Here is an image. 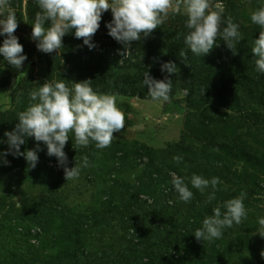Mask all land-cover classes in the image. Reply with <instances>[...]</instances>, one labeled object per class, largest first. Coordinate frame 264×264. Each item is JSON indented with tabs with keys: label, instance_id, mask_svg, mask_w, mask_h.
Wrapping results in <instances>:
<instances>
[{
	"label": "rangeland",
	"instance_id": "obj_1",
	"mask_svg": "<svg viewBox=\"0 0 264 264\" xmlns=\"http://www.w3.org/2000/svg\"><path fill=\"white\" fill-rule=\"evenodd\" d=\"M209 2L211 10H222L224 19L230 16L239 25L242 39L234 48L235 54L222 39L217 38L218 46L211 51L216 54L225 51V54H215L202 62H195L192 71L179 74V82L168 102L116 96L117 106L125 113V127L113 134L112 143L121 141L130 150H134L130 144L144 148L138 150L133 158H126L124 169L115 180L120 179L118 185L128 187L126 190L116 189L114 199L107 193L100 199L98 189L101 184L97 187L96 177L89 174L94 169L90 157L88 166L81 167L78 178L62 180L60 174L65 177L63 167L57 159L46 160L47 148L42 152L44 144L39 142L38 159H43L46 170L60 175L61 180L55 178V182H44L47 176L44 174L34 183L29 173L17 172L16 176L20 177H15L17 186H10L5 181L3 168L14 171L8 165L13 166L7 158L11 154L0 156V264H57L56 256L62 264H205L207 257L211 264H264L260 255L264 251V238L258 234V220L264 218V73L256 71L251 51L260 31L259 26L252 23L251 15L264 4V0ZM10 6L18 20L14 35L23 46L22 55L25 53L29 58L18 70L0 55V80H10V85L0 88V115L25 108L21 99L20 104L19 100L13 104L9 101L13 82L21 73H26V76H21V94L26 93L28 100L29 93L42 86L45 77V66L36 65L45 53L37 49V42L32 39L35 15L41 11L37 0H10ZM7 12V8H0V19L5 18ZM186 19L183 9L175 14L169 10V18L162 25L164 36L174 32ZM101 20L110 22L111 10L103 13ZM74 33L75 29L67 35L75 36ZM4 39L6 36H0V46H3ZM92 39L105 45L114 42L103 22H100ZM242 45L246 47L244 55L240 54ZM180 49L186 56L195 58L190 49L184 46ZM226 49L231 51L230 54ZM73 54L80 62L88 59L85 52L75 50ZM131 54V62L142 60L138 52L130 49L126 56L119 58L118 66H123ZM227 55L231 58L225 62ZM239 56L244 60H237ZM193 71L198 75L190 80ZM72 78L70 82L84 81ZM24 81H29L30 86L23 87ZM189 92L194 93L192 101H208L199 112L187 108ZM5 132L10 131L0 130V141H3L0 153L9 152ZM69 138L63 151L68 155L67 167L72 168L75 163L82 165L84 157L72 158V155L76 150L84 151V148L76 146L73 152V133H69ZM179 144L189 148L186 149V161L178 151L176 145ZM23 147L25 151L33 150L37 142L29 137L20 146L21 149ZM175 156H181L182 162L174 161ZM171 172L187 178L185 182L194 194L190 202L180 201L171 184ZM193 174L208 180L219 178L215 200L207 202L213 191L211 187L203 194L192 188L190 178ZM138 184L141 192L137 193L135 200L140 208L125 206L123 201L120 202L122 197L119 194L135 198L130 189ZM10 189L12 194L8 193ZM241 192L247 194L243 200L246 219L223 229L220 239L198 241L194 233L202 227L204 218L213 214L214 207L240 196ZM2 197L6 198L3 204ZM44 198H50L51 202L46 203ZM51 211L57 220L48 225L41 224L39 220ZM95 220L100 223L98 228L91 226ZM64 222L72 231L77 228L81 231L79 244L72 238L66 240L68 234ZM60 249L65 252L62 257ZM75 250L77 259L67 263V255ZM120 255L125 259L119 258ZM102 258L105 262L100 260Z\"/></svg>",
	"mask_w": 264,
	"mask_h": 264
},
{
	"label": "clouds",
	"instance_id": "obj_2",
	"mask_svg": "<svg viewBox=\"0 0 264 264\" xmlns=\"http://www.w3.org/2000/svg\"><path fill=\"white\" fill-rule=\"evenodd\" d=\"M37 4L41 11L35 15L32 39L37 42V49L46 54L58 51L62 47V38L73 29L75 38H83V43L90 49L94 47L90 42L100 27L102 14L109 10L112 20L106 24L108 35L124 46L121 53L124 56L129 53L133 42L150 37L169 18V10L174 14L180 13L181 9L185 11L188 32L184 36V43L195 55H207L218 46L217 38H221L234 53L236 44L242 39L239 25L230 16L224 19L222 10H211L209 0H37ZM0 8L8 9L6 17L0 19V36H6L3 46H0V55L19 70L27 57L22 55L23 46L14 35L18 20L11 9L10 0H0ZM251 21L260 28L259 38L253 41L251 51L256 71L264 73V4L252 13ZM46 22H50L47 27ZM180 55L185 57V52L181 51ZM161 71L171 76L179 70L174 63L168 62L162 65ZM21 76H26V73H21L13 86ZM91 84V80L67 83L65 80H46L42 86L32 90L29 93L31 103L24 111L17 113L18 123L14 130L4 133L9 152L0 153V156H23L30 167L35 168L37 152L41 150L39 142H43L47 155L56 157L63 167L66 181L78 178L81 167L88 166V158H83L82 165L75 163V167H67L68 158L63 149L70 139L69 133L74 135L75 146L87 147L94 142L95 147L102 150L111 145L113 134L125 127V113L117 106L116 95L98 93ZM143 84L148 87L147 95L151 101L170 100L172 79L168 76L156 80L146 72ZM29 137L34 138L37 147L21 152L20 146ZM173 159L178 164L182 162L181 156ZM170 176L180 201L190 202L194 194L185 182L187 178L175 172H171ZM190 183L201 194L211 187L213 191L208 195L207 202L215 200V191L220 183L218 177L208 180L193 174ZM246 195L241 192L240 196L214 207L213 214L204 218L202 227L195 230L194 237L198 241L211 242L222 237L223 229L231 228L234 223L240 224L247 217L243 203ZM258 223V234L264 238V218H260ZM260 255L264 258V251Z\"/></svg>",
	"mask_w": 264,
	"mask_h": 264
},
{
	"label": "trees",
	"instance_id": "obj_3",
	"mask_svg": "<svg viewBox=\"0 0 264 264\" xmlns=\"http://www.w3.org/2000/svg\"><path fill=\"white\" fill-rule=\"evenodd\" d=\"M101 22H103L105 25L109 23V21H105V20H101ZM184 24L185 22H182L180 26H177L174 32L169 33L165 36L163 33V26H162L163 24H162L152 32L150 37L146 39H141L139 42H133V44L130 46V49L140 54V56L142 57L141 58L142 60L140 62L137 61L135 63L131 62V60L133 59V54H131V57L125 60L123 66H118V61L119 58L122 56L121 53L123 52L124 46L122 48L119 47L121 44L117 43L115 40L113 43H110L109 45H105L104 43L99 44V42L92 39L90 43L93 44L94 47L90 49L87 45L83 43V38L77 39L75 38V36L66 35L62 38V47L60 48V52L54 51L50 54L45 53L44 57L39 61H37L36 65L45 66V77L43 78L44 82L46 80L48 82H52L55 80L58 81L65 80V82L67 83L68 81L70 82L72 77L83 79L84 81L91 80L92 81L91 87L93 88L94 91H97L98 93L113 94L116 96H124V97H135L141 100L151 99L147 95L148 93L147 85L144 86L143 84L144 74L146 72H148L149 75L156 80H163L166 76H168L170 79H172V89L169 94L171 99L174 94L176 85L178 84L180 79L178 77L179 74H183L186 71L187 72L192 71L191 69L194 67L195 62H202V60L210 58L211 56L213 57L217 53L213 50L210 51L207 55H199V56L194 55L195 58L188 57L186 55L185 57H181L180 48L183 46L187 48V45L184 43V36L187 34L188 29L185 27ZM242 46L243 49L240 50V54L244 55L246 52V47L244 45ZM75 50L82 51V53L85 52V54L88 56L87 61L80 62L73 54ZM98 51H101V53H98ZM226 51L229 54L231 52L229 51V49H226ZM221 53L225 54V51L219 52L218 54ZM134 58H136V55ZM230 58H231L230 55L225 56V62H227L228 59ZM237 60L242 61L244 59L242 56H239ZM168 62H172L176 65V67L179 70L176 74L169 76V74L166 71L164 72L161 71L162 65ZM235 62L237 63V61ZM237 65L239 67V63H237ZM28 66L29 65H27V67L24 70H26ZM195 75L198 74L194 72L190 80H192L195 77ZM8 85H10V80L8 78H5L4 80H0V88L7 87ZM25 86H30L29 81L23 82V87ZM22 90H23L22 80L20 77L18 83H15L13 89H11L9 93V101L11 102V104H13L15 102L18 103L19 100V104H20V99H21L22 100L21 105L23 104L24 105L23 107L25 108H21V109L18 108L13 112H3L0 115V130L13 131L15 125L18 123L17 113L24 111L27 108V106L31 103V100L26 99L25 97L26 93L25 95L24 93L21 94V92H23ZM192 96H194V93L189 92L187 96V100H189V103L186 102V106L187 108L194 109L195 112L196 111L199 112L204 107V104L208 103V101L206 99H200L201 101L200 100L192 101L191 98ZM129 146L132 147L134 150L127 149L126 147H128V145L119 141V142L111 143L109 147L105 148V152L102 150L99 154H97L96 151H98L99 149L95 147L94 142L90 143V145L87 147H83L84 151H79V150L75 151L76 146L74 144L73 152L74 151L75 152L73 153L72 158L78 157L79 155V157H85V156L87 158L90 157L93 161L92 165L94 169L93 172L89 174L96 177L97 187L101 184L98 189V195L100 196V199L104 197L105 193L109 194L114 199L115 196L114 192L116 189L119 188H123L125 190L127 189L128 185L125 186L123 184L118 185L120 179L117 180L115 179L118 178L119 175H121V172L124 169V165L126 164L125 163L126 158L127 157L133 158L138 150L144 148L141 145L130 144ZM176 146L179 148L178 151L181 153V155L183 156V158H185L186 161L188 159L186 152H188L187 150H189V148L186 146L183 147L180 144ZM79 147L80 146H77V148ZM41 149L43 150L42 152H44L46 150V145H42ZM25 150H26L25 147H23L22 149L20 148L21 152H25ZM99 156L102 157L103 159L102 158L98 159ZM7 158L10 160V162H13V166L10 164L8 165L14 170L12 172H9L5 168H3V172L5 173L6 176L5 181L9 183L10 186L12 185L17 186V183L15 182V177H17L16 176L17 172L29 173L32 176L34 183H37L38 180L37 178H39L40 175L42 177L44 174L47 175L46 177H44L43 180L44 182H48V181L55 182L57 181L55 180V178L60 179V175L62 177V180L65 178L62 174L54 175L53 173L46 170L47 168L45 166V162L43 163L42 161L43 159H38L35 168H32L30 167V165L27 163V161L23 156H14L11 154L7 156ZM51 159L54 160L57 158L54 156L52 157L48 155L46 156L47 161ZM97 160L98 161L101 160L102 162L97 163ZM112 182H114V185L111 184ZM115 185L116 188H113ZM103 187L105 188L107 187L105 191L103 190L104 189ZM144 188H146V185H144ZM130 190H133L135 198H126L127 196L119 194V197H122L120 202L123 201L122 203L127 207L134 206L133 209H139L140 204L137 200H135L137 193L141 192V189L139 188V184ZM8 193L12 194L13 193L12 189H10ZM4 199L6 198L5 197L1 198V204H3V202L5 201ZM44 199L46 203L51 202L50 198L49 199L44 198ZM47 214L49 215L44 217L42 220H39L41 224L45 223V225H48V223H52L54 220H57L55 218V214L53 211ZM91 226L98 228L100 226V223L98 220H95L92 222ZM64 228L66 229V232L68 234L66 235V240L67 238H72V241L79 244L81 231L78 228L72 231V228L68 226L66 222H64ZM96 236H98L99 238V234H96ZM59 253L60 256L62 257V255H64L65 252H63V249L62 250L60 249ZM76 255H77V250H75L73 253H69L67 255V263L76 260L77 259ZM119 258L125 259V256L120 255ZM205 259H206L204 261L205 264L212 263L211 260L210 263L208 257ZM55 260L58 261L57 264L61 263V261L58 259L57 256L55 257ZM100 260L105 262L104 258ZM104 264L107 263L105 262Z\"/></svg>",
	"mask_w": 264,
	"mask_h": 264
}]
</instances>
